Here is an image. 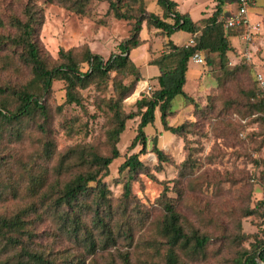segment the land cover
I'll use <instances>...</instances> for the list:
<instances>
[{
    "label": "trees",
    "instance_id": "obj_1",
    "mask_svg": "<svg viewBox=\"0 0 264 264\" xmlns=\"http://www.w3.org/2000/svg\"><path fill=\"white\" fill-rule=\"evenodd\" d=\"M96 1L47 0L85 17L93 15ZM13 2L15 10H3L6 2L0 0V264H205L213 240L220 246L210 259L220 258L219 264H264V229L248 247L243 246L248 237L240 223L226 232L218 205L209 200L210 188L214 196L220 193L217 177L195 175L201 165L187 141L194 123L170 126L167 122L176 97L192 100L184 86L194 53H201L204 65H211L210 56L215 54L225 76L242 67L226 65L232 50L229 38L241 34L223 23L229 13L226 6H233L235 0H216L212 15L198 21L181 13L172 0H156L160 16L147 12L144 0H108V11L115 19L134 23L119 53L107 59L85 45L60 49L52 57L39 40L43 15L37 0ZM143 24L167 37L177 31L196 36L187 47L165 42L163 51L148 62L158 70L157 87L126 103L145 79L130 58L142 43ZM57 82L64 91L59 104L52 99ZM109 83L115 98H96L94 104L105 120L103 144L78 141L59 149L56 126L68 137L75 134L64 108L83 107L84 90L93 86L105 92ZM254 83L256 89L242 91L244 108L248 115L256 114L254 121L262 126L264 138V89ZM156 110L164 131L183 139L186 155L177 166L176 198L164 190L142 210L133 202L131 184L148 171L138 157L146 150L144 129L154 122ZM136 116L140 121L130 148L140 146V151L119 167L127 175L115 203L103 180L120 156L116 145L126 121ZM152 151L159 169L166 155L155 141ZM132 202L135 209L130 208ZM156 206L160 210L154 213ZM258 213L264 217V183L262 199L247 214Z\"/></svg>",
    "mask_w": 264,
    "mask_h": 264
},
{
    "label": "rangeland",
    "instance_id": "obj_2",
    "mask_svg": "<svg viewBox=\"0 0 264 264\" xmlns=\"http://www.w3.org/2000/svg\"><path fill=\"white\" fill-rule=\"evenodd\" d=\"M4 1L6 4L3 10L16 9L13 0ZM107 1L97 0L93 15L85 17L49 4L47 0H37V7L43 15L40 42L52 57H56L60 49L68 50L84 45L103 59H107L110 54L119 53V45L130 36L134 21L115 19L108 11ZM172 1L178 4L181 13H188L194 21L212 15L216 3V0ZM144 2L147 12L159 16L162 14L156 0ZM255 2L253 12H264V0ZM233 8L235 6H226V9ZM156 33L159 31L147 29L143 24L139 35L142 43L130 52L131 60L140 67L145 79L137 83L134 93L125 99L126 103L139 99L138 91L142 88L140 84L146 81L149 73L158 71L156 67L148 65V62L163 51L165 42L183 45L189 38V34L183 31H177L170 37ZM229 41L232 50L227 54L226 65L230 68L241 65L242 67L225 76L215 54L210 56L213 61L211 65L189 62L184 90L192 100L184 102L181 97H176L171 106L173 113L167 116V122L170 126L184 122L194 123V130L188 132L187 141L191 150L196 149L193 156L199 159L201 165L195 169V175L204 172L208 180L217 177L221 184L220 193L214 196L210 188L209 200L218 205L222 215L221 223L227 229L226 232L234 231V225L240 223L241 232L248 237V240H243L242 243L248 247L254 236L259 237L264 229V217L261 214H247L262 199L264 138L261 134L262 126L254 121L256 114L248 115L244 108L246 95H243L242 91L256 89L254 81H257L258 75L264 79V33L256 36L251 42H246L241 34L231 36ZM150 84L154 86L153 89L157 87V83ZM63 95L62 83H55L52 99L57 104L62 103ZM82 95L85 99L83 107L70 105L63 110L65 118L74 122L75 134L68 137L63 129L56 126V142L59 149L78 141L102 142L99 144L101 146L105 140V120L96 113L94 104L96 98H115L111 83L105 92L96 91L91 86L84 90ZM139 121L138 116L126 121L125 129L116 145L120 156L112 161L108 168L109 175L103 180L114 202L122 193L123 181L127 175V171L120 172L119 167L128 156L140 151V146L130 148L131 141L137 134ZM144 132L147 147L138 158L148 171L139 174L131 184L132 196L136 198L133 202L141 206L142 210L145 209L144 205L149 206L155 202L164 190L168 197L176 198L173 185L177 177V166L186 155L183 139L164 131L157 110L154 122L148 125ZM154 141L167 158L159 169L156 167L157 157L152 151ZM133 202L130 208L135 209ZM157 210H160L157 206L153 208L154 213ZM139 235L137 232L136 236ZM219 246V241H212V253L205 260V264L221 262L220 258L210 259ZM221 256H224V252H221Z\"/></svg>",
    "mask_w": 264,
    "mask_h": 264
},
{
    "label": "built area",
    "instance_id": "obj_3",
    "mask_svg": "<svg viewBox=\"0 0 264 264\" xmlns=\"http://www.w3.org/2000/svg\"><path fill=\"white\" fill-rule=\"evenodd\" d=\"M255 0H235V8L228 9V15L224 18V27L226 29H236L241 32L242 38L246 42H251L256 36L264 33V12L254 13L253 7L255 6ZM192 35L189 39L183 43L184 46H191L194 44V37ZM190 61L197 65H203L204 59L201 53H194ZM257 82L260 89H264V79L261 75H258ZM143 84V83H142ZM145 85L138 91L140 93L149 95L154 86L150 83H144Z\"/></svg>",
    "mask_w": 264,
    "mask_h": 264
},
{
    "label": "crops",
    "instance_id": "obj_4",
    "mask_svg": "<svg viewBox=\"0 0 264 264\" xmlns=\"http://www.w3.org/2000/svg\"><path fill=\"white\" fill-rule=\"evenodd\" d=\"M190 37V35H189ZM189 39V38H188ZM143 74V73H142ZM158 75V71L157 72H154V73H149V75H147L148 78H146V81H144L143 83H150L152 82L153 84L154 83H157V80H156V76ZM144 76V75H143ZM145 78V77H144ZM142 86V85H141Z\"/></svg>",
    "mask_w": 264,
    "mask_h": 264
},
{
    "label": "bare ground",
    "instance_id": "obj_5",
    "mask_svg": "<svg viewBox=\"0 0 264 264\" xmlns=\"http://www.w3.org/2000/svg\"><path fill=\"white\" fill-rule=\"evenodd\" d=\"M142 84H140V86H141ZM142 87V86H141Z\"/></svg>",
    "mask_w": 264,
    "mask_h": 264
}]
</instances>
